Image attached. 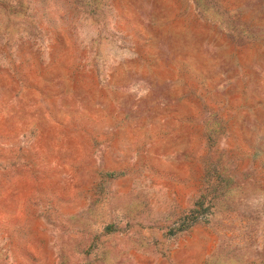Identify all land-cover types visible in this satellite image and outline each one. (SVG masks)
I'll return each mask as SVG.
<instances>
[{"label": "rangeland", "instance_id": "1", "mask_svg": "<svg viewBox=\"0 0 264 264\" xmlns=\"http://www.w3.org/2000/svg\"><path fill=\"white\" fill-rule=\"evenodd\" d=\"M0 264H264V0H0Z\"/></svg>", "mask_w": 264, "mask_h": 264}]
</instances>
